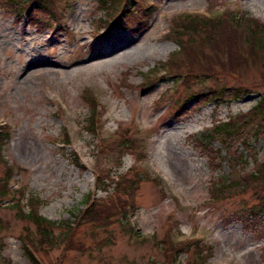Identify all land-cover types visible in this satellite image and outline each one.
<instances>
[{"label": "rangeland", "instance_id": "obj_1", "mask_svg": "<svg viewBox=\"0 0 264 264\" xmlns=\"http://www.w3.org/2000/svg\"><path fill=\"white\" fill-rule=\"evenodd\" d=\"M33 1L37 5L30 18L27 0L14 5L0 0V122L13 128L0 156V179L5 176L6 162L18 166L22 171L14 177V184L24 188L26 211L39 209L53 221L76 223L69 237L58 238L57 244L34 246L40 261L150 264L155 260L161 264L164 256L158 241L170 238V232L177 240L179 236L202 240L201 249L209 248L207 258L211 257L207 264H264V197H259L263 194L241 188L240 193L219 202L210 197L213 180H225L230 172L229 158L242 157L238 168L245 173L255 169V158L264 162V133L254 137L264 126L257 120L251 122L241 138L229 139V151L219 141L214 150L206 149L211 158L214 151H221L225 158L221 168L211 165L196 144L216 121L249 113L262 91L218 107L204 100L192 102L180 111L190 94L182 83L174 88L172 81L162 80L163 73H156L153 78L160 83L154 89L150 90L153 82L141 87L145 75L179 49L170 34L178 15L200 12L213 16L230 11L264 24V0H148L152 8L136 5L128 18L117 22L121 5L111 4L107 9L103 0ZM39 3L46 8L38 9ZM38 62L45 64L37 66ZM43 68L48 69L46 73L34 74ZM254 76L255 72L250 73ZM223 83L234 85L231 79ZM171 88L174 91L166 96ZM91 98H96L100 115L98 136L88 130L94 110ZM123 133L133 140L132 149L124 166L116 170L118 153L109 149L110 161H105L97 154V145H101L99 139L111 145L117 140L114 136ZM243 136L249 138L246 145ZM65 137L69 145L61 144ZM111 167V180L129 170L142 178L134 216L124 223L109 224L105 230L84 222L77 225L88 195L96 193L98 173L104 176ZM105 195L98 192L94 196ZM31 198L44 204L27 207ZM10 205L6 202L4 206ZM128 223H133L136 236L125 228ZM28 229L34 233L35 225L20 220L17 209L0 211V264H32L22 240ZM65 229H57L56 237L64 235ZM152 235L157 245L150 243ZM143 238L148 242H141ZM105 239L107 243L100 245ZM192 255L177 259L185 264Z\"/></svg>", "mask_w": 264, "mask_h": 264}, {"label": "trees", "instance_id": "obj_2", "mask_svg": "<svg viewBox=\"0 0 264 264\" xmlns=\"http://www.w3.org/2000/svg\"><path fill=\"white\" fill-rule=\"evenodd\" d=\"M5 1H9L11 5H14L17 0ZM27 1L29 2L28 10H31L33 4L31 0ZM124 1V5L119 8L120 14L117 15L116 22L128 18L132 8L134 10L136 5L142 4L138 0ZM119 2L120 0H114L113 5L120 6ZM107 4L108 1L103 0L105 7ZM38 6L40 10L46 8L45 4L39 3ZM26 7L22 12L27 9ZM226 13L213 16L188 13L174 18L170 34H172L171 38L176 42L179 49L172 53L165 62L160 63L152 72L146 74L145 81L141 86L144 88L147 83L153 82L150 90L154 89L160 83V81L155 83L156 78L153 77L156 73H163L162 80L172 81L174 88L182 83L190 94L180 111L187 110L185 108L192 102L199 104L204 100L205 103L214 102L218 107L222 103L240 100L252 93L262 91L261 99L249 113L240 114L235 118L231 117L225 122L216 121L211 129L206 130L202 138L196 140V144L203 149V155L209 158L211 165L216 164V168L222 167L225 158L221 156V151H214L213 158H211L206 149L214 150V143L219 141L229 151L231 148L229 139L236 136L241 138L240 135L251 122L257 120L262 127L264 126V24L256 19H249L246 14L241 16L239 13H230V11ZM252 72H255L256 76L250 77ZM228 79L233 80L234 85L229 86L223 83V80ZM172 88L166 91V96H169L171 90L174 91ZM91 101L94 110L88 128L96 134L98 133L96 126L99 125L98 118L100 115L96 112L95 100L91 98ZM262 133H264L263 130H257L254 137L260 138ZM10 136V129L0 127V156L9 142ZM243 138L245 137L243 136ZM248 140L249 138H245L242 141L243 144L246 145L245 143ZM131 142L133 140L127 133L117 134V140H113L111 145L103 143L99 154L101 153L107 161H110L109 149L114 153H118L117 167H121L124 156L130 154ZM112 146H114L113 150L111 149ZM245 148L248 149L249 146ZM134 149L136 150V147ZM240 158L242 157L239 155L237 159L235 157L229 158V162L232 164H229L230 172L228 176L225 180H213L211 183L210 197L213 200L219 202L227 196H234L240 193L241 188L244 189L243 192L247 191L248 188H254L255 193L263 194L259 196L260 198L264 197V162L258 163V158H255V169L252 172L245 173L238 168V161H242ZM235 161L237 164L233 165ZM111 170L109 169L106 175H101L98 178L97 186L99 189L104 190L108 181H112ZM6 172L5 177L0 179V203L7 201L9 197L7 185L13 176V172L9 167ZM140 181V174L132 175L130 172L118 177V181H115L116 198L110 197L108 200H99L97 203L89 201L88 208L82 217L79 216L81 218L77 225L84 222L100 230H105L113 222L127 220V209L135 207V195ZM30 204L38 206L39 201L32 198ZM19 206V203L16 202L15 205L5 208H16L20 220L35 225V232L31 233L28 229L29 232L23 237V248L32 264H43L37 258L34 246L55 245L59 242L58 238L66 239L73 232L72 224L74 223L63 222L57 225L56 222L41 216L36 209L32 208L29 214H24ZM63 228H66L64 235L56 237L55 231ZM125 228L133 233L128 226H125ZM107 240L105 239L104 243L100 245H105ZM201 243V241L177 243L165 237L158 241L164 256V262L161 264H177L176 258L179 254L190 253L191 251H194V255L190 253L192 256L189 257L187 264H197L196 256L198 254L200 258L205 259L203 256L205 249H201ZM150 264L158 263L152 261Z\"/></svg>", "mask_w": 264, "mask_h": 264}, {"label": "bare ground", "instance_id": "obj_3", "mask_svg": "<svg viewBox=\"0 0 264 264\" xmlns=\"http://www.w3.org/2000/svg\"><path fill=\"white\" fill-rule=\"evenodd\" d=\"M124 41H135V40H127V39H125ZM43 64H45L44 62H38L36 65L37 66H40V65H43ZM52 65H55V66H58L57 64H52ZM47 68H43V69H39V70H35L34 71V74H36V75H41V74H44V73H46L47 72ZM34 75H32V77H33Z\"/></svg>", "mask_w": 264, "mask_h": 264}]
</instances>
